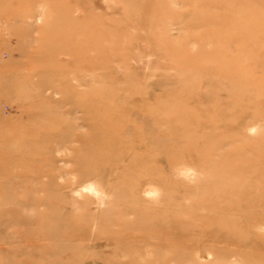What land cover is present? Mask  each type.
<instances>
[{"label": "rangeland", "instance_id": "rangeland-1", "mask_svg": "<svg viewBox=\"0 0 264 264\" xmlns=\"http://www.w3.org/2000/svg\"><path fill=\"white\" fill-rule=\"evenodd\" d=\"M263 150L264 0H0V264H264Z\"/></svg>", "mask_w": 264, "mask_h": 264}, {"label": "bare ground", "instance_id": "bare-ground-1", "mask_svg": "<svg viewBox=\"0 0 264 264\" xmlns=\"http://www.w3.org/2000/svg\"><path fill=\"white\" fill-rule=\"evenodd\" d=\"M264 151V150H263ZM262 169H263V171H260L261 172V174H260V178H262L263 179V181H264V166L262 165ZM264 185V183L262 184V186ZM259 187V186H258ZM260 189H262V188H260ZM243 192L244 193H248L246 190H243ZM262 193V192H261ZM264 193V192H263ZM262 193V194H263ZM199 215L197 214V216H196V218H195V220L196 219H199ZM256 218V217H255ZM255 218H251V220L252 219H255ZM199 221H200V219H199ZM235 227L236 228H239V227H241V229H250V231H251V235L253 236L252 238H254L255 237V241H254V243L252 244H249V246H250V248L252 249V250H254L253 252H260L261 254H262V252L264 253V233H258V232H256L254 229V224H247V223H243V222H240V220L239 221H235ZM255 235V236H254ZM258 254V253H257ZM261 254H259V255H261Z\"/></svg>", "mask_w": 264, "mask_h": 264}]
</instances>
